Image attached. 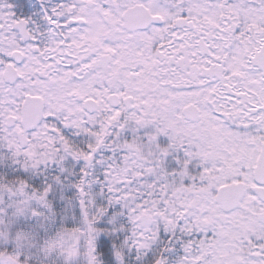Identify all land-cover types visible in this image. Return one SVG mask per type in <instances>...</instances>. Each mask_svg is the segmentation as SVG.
<instances>
[{"label":"snow or ice","instance_id":"6c2138e0","mask_svg":"<svg viewBox=\"0 0 264 264\" xmlns=\"http://www.w3.org/2000/svg\"><path fill=\"white\" fill-rule=\"evenodd\" d=\"M0 264H264V0H0Z\"/></svg>","mask_w":264,"mask_h":264}]
</instances>
